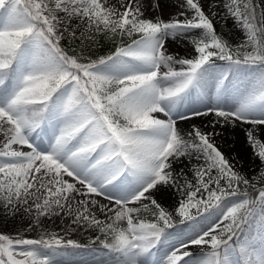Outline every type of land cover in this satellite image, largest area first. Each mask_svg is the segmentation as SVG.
<instances>
[{"label": "snow or ice", "instance_id": "snow-or-ice-1", "mask_svg": "<svg viewBox=\"0 0 264 264\" xmlns=\"http://www.w3.org/2000/svg\"><path fill=\"white\" fill-rule=\"evenodd\" d=\"M176 7L165 19L160 0H0V206L40 229L0 232V264H264V0ZM101 38L114 50L96 58L71 47ZM209 117L212 131L181 127ZM216 127L244 129L254 176ZM168 189L173 211L157 199ZM54 218L97 232L103 255L71 259L90 245L47 231Z\"/></svg>", "mask_w": 264, "mask_h": 264}, {"label": "rangeland", "instance_id": "rangeland-1", "mask_svg": "<svg viewBox=\"0 0 264 264\" xmlns=\"http://www.w3.org/2000/svg\"><path fill=\"white\" fill-rule=\"evenodd\" d=\"M148 0H145L147 3ZM161 8L160 13L165 18L168 19L170 16L174 18V14L178 11L176 5L178 4V0H160ZM150 15V13H148ZM215 17L222 21V24L217 26V31L222 33L225 38H227L230 42L236 43V37L234 34L230 33V29L232 28V21L230 19L226 20L224 15L218 14ZM78 46L77 51L83 50L86 55L90 54L93 58H96L99 55L108 54L110 51L114 50L113 42L110 40H106L101 38L99 43L93 45L91 41H85L83 44L80 43V40L77 39L73 42L71 47ZM187 46L183 43H174L170 45L169 52L178 57H186L189 53L186 50ZM223 66V62H221ZM213 92V96H214ZM215 102V100H213ZM204 130L212 131V128H205L202 126ZM215 131L218 135L213 137V142L217 145L218 148L225 154V156L229 159L230 164L233 165L234 169L246 176H254L256 174V169L259 166V161L255 159L252 155H243L238 152L234 147L236 146L234 140H229L226 136V132L221 127H216ZM259 138L264 136V133L257 132L256 133ZM264 140V138H262ZM249 146V145H248ZM252 153V150H251ZM257 160V163L254 164V161ZM193 166L196 164L195 161L192 162ZM264 170V169H261ZM188 180H192V174L189 171L188 176L186 177ZM180 184L184 183V178H181L179 181ZM181 194L177 192L175 189L164 190L162 193L157 194L158 202L162 204L167 210L173 211L177 202L181 199ZM103 202V201H102ZM141 215L145 218L151 219L149 213L144 212L142 210ZM103 218V217H101ZM55 223L53 221H49L47 219L43 220L44 227L49 232H57L59 235L65 236V238H71L77 240L82 245H90V241L94 239L95 235L98 233L93 230L88 229H78L75 232L68 231L67 233L63 231V229L67 228L68 221L61 224L59 218H54ZM178 220V218H176ZM32 223V220L28 215L23 213H18L16 218L11 216H5V210L2 206H0V232L8 233L15 235L17 233L23 235L26 238H38L40 234V229L36 231H29V225ZM92 246V245H90ZM167 246L165 245L161 250V254L163 250H166ZM190 251L197 253L200 251L199 248L193 247ZM101 252V253H100ZM74 255L70 257L74 260H79L80 257H84L91 261L94 257H100L103 255V252L98 249L97 252L93 253L91 250L83 248L74 250Z\"/></svg>", "mask_w": 264, "mask_h": 264}, {"label": "bare ground", "instance_id": "bare-ground-1", "mask_svg": "<svg viewBox=\"0 0 264 264\" xmlns=\"http://www.w3.org/2000/svg\"><path fill=\"white\" fill-rule=\"evenodd\" d=\"M210 119H214V117H209V118H196L188 122H183L181 124V127L187 128L191 124H196L198 126H204L205 128L209 129L211 126L208 124V121ZM249 126H244V129L248 128ZM226 132V136L228 137L229 140H234L236 146L234 147L236 150H238L239 153L243 155H251V149L248 146V143L246 141V136H245V131L244 129L237 127V128H222ZM264 138V136H261V139ZM256 159V158H255ZM257 163V160L254 161V164ZM16 218V216L14 217Z\"/></svg>", "mask_w": 264, "mask_h": 264}, {"label": "trees", "instance_id": "trees-1", "mask_svg": "<svg viewBox=\"0 0 264 264\" xmlns=\"http://www.w3.org/2000/svg\"><path fill=\"white\" fill-rule=\"evenodd\" d=\"M214 24H215V27L217 29V26L221 25L222 24V21L220 19H218L217 17H215L214 18ZM62 45L65 46L66 48L69 47V41L68 40L62 41ZM72 45H73V42H72L71 46ZM74 48H76V50H77L78 49V46H76ZM91 248L100 249V245L97 242L95 245H92V246H90L89 248H86V249L91 250Z\"/></svg>", "mask_w": 264, "mask_h": 264}]
</instances>
